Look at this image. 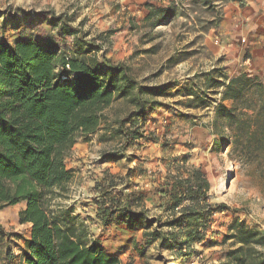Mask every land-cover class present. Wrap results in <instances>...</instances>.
<instances>
[{
	"label": "rangeland",
	"instance_id": "obj_1",
	"mask_svg": "<svg viewBox=\"0 0 264 264\" xmlns=\"http://www.w3.org/2000/svg\"><path fill=\"white\" fill-rule=\"evenodd\" d=\"M171 1L0 0V18L6 15L0 19V41L12 44L18 39H33L42 45L49 42L47 46L52 44L57 52L66 56L81 54L84 47L80 46L77 36L59 31V23L56 27L50 24L52 14L63 15L68 24L81 30L84 41H92L100 47L96 52L98 57L103 55L113 64H126L137 80L145 84L175 83L174 88L158 97L160 105L146 115L144 122L138 119L125 124V129L135 128L144 136L126 148L120 137L111 138L104 130L99 133L101 139L98 136L78 139L65 159L67 169L73 174L68 193L51 202L50 209L64 212L65 207L121 264H224L227 253L238 247L233 240H224L232 223L264 236V149L256 142L264 138V115L258 126L251 127L247 134L242 130L238 142L234 143L233 131L222 130V124L214 120V107L220 95H211L200 85L199 93L206 92L214 103L208 108L198 103L188 107L184 82L200 72L220 68L227 79L244 71L264 84V44H257L254 63L246 52H217L224 9L231 4L240 6L245 0L216 2L218 7L211 10L199 3L191 5L186 0L182 2V14L172 24L152 31L142 28L145 5L162 7ZM215 18L217 21L211 22ZM183 49L193 53L187 61L175 67L165 64L174 51ZM238 53L242 59L238 58ZM130 109L123 100L115 101L105 111L102 127L116 128L117 121ZM222 138L226 142L220 143ZM108 153H117L118 159L106 164L102 159ZM177 166L201 170L209 185V202L218 207L205 240L193 246L190 257H176L167 249L169 243L146 244L141 229L131 230L115 224L105 226L96 218V201L102 190H98V183L105 175H111L116 185L112 196L122 200L123 195L129 193L133 200L142 195L143 208L137 211L142 209L145 218L156 221L157 225L168 221L170 198H161L158 191L177 173ZM24 208L23 202L0 211V229L11 235L9 245L15 253L19 251L15 247L19 242L13 235L26 236L29 231V226L18 224V213ZM7 242L8 239L3 238L0 249ZM254 251L264 254V247H254Z\"/></svg>",
	"mask_w": 264,
	"mask_h": 264
},
{
	"label": "trees",
	"instance_id": "obj_2",
	"mask_svg": "<svg viewBox=\"0 0 264 264\" xmlns=\"http://www.w3.org/2000/svg\"><path fill=\"white\" fill-rule=\"evenodd\" d=\"M183 1L186 0H172L162 7L145 5L142 28L152 31L172 24L182 14L180 10H184ZM227 1L189 0V3H199L211 10L218 7L216 2ZM50 20L54 27L61 24L59 31L65 35L78 37L84 47L81 54L66 56L52 44L47 46L49 42L42 45L33 39H18L12 44L0 41V211L24 202L18 224L29 226L26 236L13 235L19 242L15 246L18 253L9 245L11 235L0 229V243L3 238L8 239L0 251V264H121L116 255L105 251L92 238L83 223L70 216V211L65 207L64 212L55 211L50 205L68 193L73 174L65 159L78 139L92 136L101 139L99 133L104 130L111 138L120 137L126 148L144 136L135 128L125 129V124L138 119L144 122L146 115L160 105L158 97L176 84L157 86L140 82L126 64H113L103 55L98 57L100 47L84 41L81 30L68 24L63 15L52 14ZM214 20L217 18L211 22ZM192 55L186 49L176 50L165 64L175 67ZM184 84L188 107L198 103L208 108L214 103L204 91H201L204 97H199L200 85L211 95H220L214 107V120L222 124V130L233 131L234 143L242 130L247 134L264 115V84L248 73L227 79L222 69L212 68L187 78ZM117 100H123L130 111L117 121L116 128L102 127L105 111ZM222 142L226 140L222 138ZM256 142L264 149V138ZM117 159V153H108L102 160ZM176 171L158 191L161 198H170L168 221L157 225L145 218L142 209L137 211L143 208L142 195L133 200L129 193L122 200L112 196L116 185L111 175H105L98 183V190H102L101 202L96 201V218L105 226L141 229L146 244L169 243L167 249L176 257H190L193 246L205 240L218 207L209 202V185L201 170L177 166ZM230 239L238 247L227 253L224 264H264V254L254 251V247H264V236L258 231L232 223L224 240Z\"/></svg>",
	"mask_w": 264,
	"mask_h": 264
},
{
	"label": "crops",
	"instance_id": "obj_3",
	"mask_svg": "<svg viewBox=\"0 0 264 264\" xmlns=\"http://www.w3.org/2000/svg\"><path fill=\"white\" fill-rule=\"evenodd\" d=\"M220 30V38L216 43L219 54H228L232 51L246 52L254 63L253 59L258 52L257 44H264V0H245L244 6L236 4L226 6ZM238 58L242 59L240 53ZM247 61L249 62V58Z\"/></svg>",
	"mask_w": 264,
	"mask_h": 264
}]
</instances>
